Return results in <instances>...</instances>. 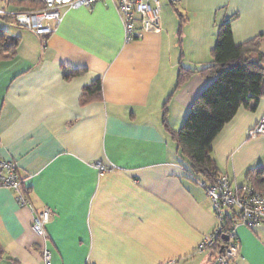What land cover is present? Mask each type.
Segmentation results:
<instances>
[{
  "label": "crops",
  "instance_id": "1",
  "mask_svg": "<svg viewBox=\"0 0 264 264\" xmlns=\"http://www.w3.org/2000/svg\"><path fill=\"white\" fill-rule=\"evenodd\" d=\"M168 2L159 30L128 43L113 0L63 9L49 37L24 29L0 38H20L0 61V156L18 164L35 210H51L44 241L30 209L0 189V264H45L44 246L52 264H216L214 251H197L218 225L213 204L164 113L179 131L214 81L196 75L176 88L180 67L212 62L225 22L236 45L255 41L264 55V0ZM98 79L102 99L82 104ZM263 115L264 98L241 106L211 143L234 186L253 185L264 164V136H249ZM236 233L232 264H264V225Z\"/></svg>",
  "mask_w": 264,
  "mask_h": 264
},
{
  "label": "trees",
  "instance_id": "2",
  "mask_svg": "<svg viewBox=\"0 0 264 264\" xmlns=\"http://www.w3.org/2000/svg\"><path fill=\"white\" fill-rule=\"evenodd\" d=\"M43 6V0H8L6 3V7L19 11H35ZM231 24L229 20L220 27L219 39L212 50V62L209 65L202 68L180 67L177 89L196 75L214 81L195 101L179 131L168 126L167 113H164L165 127L187 158L190 174L209 183H214L220 176L212 158V141L233 119L241 106L264 98V55L255 41L236 45ZM19 44L20 38L17 37L0 41V61L14 57ZM252 54H257V61L250 58ZM101 99L102 81L98 79L84 89L81 103L87 104ZM250 176L253 186L263 191L264 188L257 187L264 186L262 168L250 173ZM225 244L220 239L213 250L220 253Z\"/></svg>",
  "mask_w": 264,
  "mask_h": 264
},
{
  "label": "built area",
  "instance_id": "3",
  "mask_svg": "<svg viewBox=\"0 0 264 264\" xmlns=\"http://www.w3.org/2000/svg\"><path fill=\"white\" fill-rule=\"evenodd\" d=\"M8 0H0V19L10 18L16 24L38 36H51L62 22L63 9L91 8L103 0H43V8L35 11H19L6 7ZM124 25L126 42L138 39L139 33L156 32L160 27L162 0H113ZM177 6L181 0H168ZM251 138L264 136V115L261 121L249 132ZM96 167L105 171L101 163ZM264 173V164L262 166ZM210 198L218 225L199 244L197 251L205 253L214 251L218 241L228 236L220 253H216V264H232L240 253V242L236 228L243 225L249 229L264 225V190L256 189L252 184L234 186L228 176L220 175L214 183L192 177ZM0 189H11L22 207L33 213L32 230L44 241L47 239L46 226L51 219V210L36 211L29 201L25 187V179L20 173L17 163L7 161L0 156ZM231 223L230 225H228ZM45 264H52V254L46 246L42 250Z\"/></svg>",
  "mask_w": 264,
  "mask_h": 264
},
{
  "label": "rangeland",
  "instance_id": "4",
  "mask_svg": "<svg viewBox=\"0 0 264 264\" xmlns=\"http://www.w3.org/2000/svg\"><path fill=\"white\" fill-rule=\"evenodd\" d=\"M168 2V0H162V2ZM169 3V2H168ZM172 5V4H169ZM173 6V5H172ZM24 30L19 27L15 21H4L0 19V38H7L8 36H13L16 32ZM9 31V32H6Z\"/></svg>",
  "mask_w": 264,
  "mask_h": 264
},
{
  "label": "water",
  "instance_id": "5",
  "mask_svg": "<svg viewBox=\"0 0 264 264\" xmlns=\"http://www.w3.org/2000/svg\"><path fill=\"white\" fill-rule=\"evenodd\" d=\"M222 239H223L225 242H228V241H229L228 236H224Z\"/></svg>",
  "mask_w": 264,
  "mask_h": 264
}]
</instances>
